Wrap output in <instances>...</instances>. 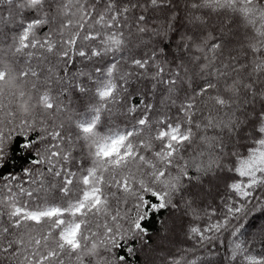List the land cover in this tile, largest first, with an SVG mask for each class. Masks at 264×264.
<instances>
[{
    "label": "snow or ice",
    "instance_id": "1",
    "mask_svg": "<svg viewBox=\"0 0 264 264\" xmlns=\"http://www.w3.org/2000/svg\"><path fill=\"white\" fill-rule=\"evenodd\" d=\"M0 264H264V0H0Z\"/></svg>",
    "mask_w": 264,
    "mask_h": 264
}]
</instances>
